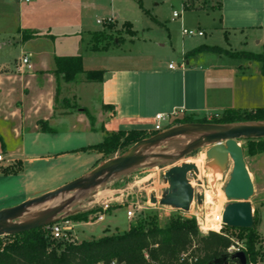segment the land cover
<instances>
[{
	"label": "crops",
	"instance_id": "0c3cea01",
	"mask_svg": "<svg viewBox=\"0 0 264 264\" xmlns=\"http://www.w3.org/2000/svg\"><path fill=\"white\" fill-rule=\"evenodd\" d=\"M40 1L33 0L30 1L31 3H27L28 5H24L17 0L13 2L0 0V50L10 46H17L20 49L19 58L13 62L4 59V57L0 58V80L7 78L18 84V93L22 101L18 113L23 116L16 124L7 121L6 118H0V142L4 146L7 139L6 133L13 135L21 147L26 142L27 132H30V137H34L33 140L29 139L32 143L42 136L52 134L53 141L57 140L63 144L81 143L75 149L53 155L55 165L72 164V162L84 161L88 157L89 160L86 161V165L89 172L94 163L103 155L94 150L93 147L100 145L107 135L119 131L152 132L156 115L165 116L169 123L170 120L174 119L173 113L179 110H182L185 116L195 118L223 113L227 110L250 111L264 108V73L261 72V64L224 54V52L230 54L250 53L253 55L264 53L233 52L229 47L231 30L239 31L241 35L252 30L258 34L253 39L255 44L264 48V0H215L214 2L212 0H195L198 12L207 6L213 8L215 16L211 19L212 25L208 27L214 32L223 34L227 48L216 46L206 40L205 28L201 30L199 24H196V26H191L194 27L191 29L202 31L203 37L197 38H204V42L183 37L187 39L182 41L177 51L173 49L170 42L172 53L167 51V60L161 59L156 54H131L130 52L102 57L104 52L99 51V49L96 51L88 50L83 54L85 48L82 39L79 38L73 44L68 40L72 36L64 33L59 36L66 43L57 52V36L55 34L50 35L49 32L42 35L38 34L34 27V21L31 19L37 14V3ZM210 2L212 4L209 5ZM192 6L194 7V4ZM15 18L19 24L12 28L10 27L11 21ZM181 24L184 27L185 23ZM24 33L36 36L26 40ZM78 35L80 36V34L74 36L78 37ZM49 40L53 42L50 54L44 45L39 50L37 48L41 45L36 46V48L33 46L34 44H48ZM91 40V35H89L88 49L91 46ZM244 44L246 49L247 41ZM48 47L50 48V46ZM162 47L159 46V48ZM199 48H216L221 53L211 50L194 52ZM37 51L42 52L41 56H47L48 61L51 60L53 65L49 64L47 67L41 68ZM24 56L29 57L31 65L29 72L31 73L28 76L20 77L15 72L24 69L21 66V59ZM70 56H81L84 71H102L101 82L88 83L85 81L84 74L77 75L75 80L70 83H65L61 76L56 77L53 74L55 71L54 58ZM97 58H107L109 63L104 66H94ZM170 64L173 65L172 69H169ZM254 64L260 66L254 67ZM37 83H47L50 87L49 92L38 102L31 97V87L32 85L35 87ZM84 93H87V100L86 97L84 98ZM63 100L71 102L70 105L76 107L77 110L58 111L56 113L55 104ZM32 101H35L34 105L29 104ZM103 107L106 108L103 109ZM43 108L46 109V115L42 114ZM82 110L89 113L93 119L92 123ZM51 120H53V126L50 124ZM42 123L46 126L42 127ZM163 123L162 125H166ZM60 134L61 136H59ZM261 141L264 145V140ZM239 145L241 146L240 142ZM243 150L245 162L247 157L252 159L253 168L248 172L253 181L255 201L254 204L250 202V205L252 211L259 210L262 213L264 211V151L259 154L246 155L244 148ZM3 158L4 161L0 163L2 168L0 186L3 185L4 187L0 188L2 190L0 191L1 202L21 197V200H16L18 201L14 204L16 206L69 183L66 182L68 178L62 177V179L59 178L54 181L56 184L53 188L42 193L37 192L33 184L35 180L41 181L42 177L50 179L51 176L58 178V175H27L24 173V166L26 164L31 166L38 162L50 164L52 158L49 156L23 160L5 158L4 156ZM211 177L216 185L219 178ZM75 179L72 178L70 181ZM117 210L104 212L101 214L102 219H97L94 223H70L72 236L74 237L77 232L78 234L82 233L85 227H92L94 224L101 223L106 224L99 229L102 234L95 239L126 231L130 221L127 217L126 227L121 232H117L119 226L114 224L116 218L112 215ZM263 224L264 222L260 220L259 226L262 227ZM74 239L77 238L74 237ZM89 240L91 239L82 241ZM259 264H264V261Z\"/></svg>",
	"mask_w": 264,
	"mask_h": 264
},
{
	"label": "rangeland",
	"instance_id": "374dc122",
	"mask_svg": "<svg viewBox=\"0 0 264 264\" xmlns=\"http://www.w3.org/2000/svg\"><path fill=\"white\" fill-rule=\"evenodd\" d=\"M212 1L214 2L215 0ZM140 3L141 5H138L135 0H41L40 3H37L38 12L36 16H32L31 19L34 21V27L38 34L42 35L49 32L50 35L55 34L57 36V52H59V50L64 47V43H66L63 38L59 36L63 33L72 36L68 40L73 44L79 38L82 39L83 46L85 48L83 54L86 51L91 50L87 47L89 35L93 33H104L108 37L106 40L107 42L105 39L98 41L99 51H103L105 54H103L102 57L122 53L127 54L130 52L131 54H156L161 57V59L165 58V60H167V51L172 53L169 43L171 42L173 49L177 51L178 46L181 45L182 41L187 39L182 37L181 29H191L194 28L191 26H196V24H199L198 26L201 30L202 28H205L206 31L204 33L206 35V40H209L216 46L227 48L224 43L223 34L221 32H214L209 29L210 27H208L212 25L211 19L215 16L213 8L207 6L202 9L201 12H198L197 6L195 5L197 2L195 0H140ZM192 3L194 4V7L192 6ZM210 4H212V2H210L209 5ZM174 13L179 14L180 16L174 18ZM115 15H117V17H115ZM110 18H114V22L111 26L107 25V21ZM97 21H100L101 24H98ZM183 22L185 23L184 27L182 26L183 24H181ZM11 24L12 25H10V27L13 28L14 25L17 27L19 24L17 18L12 20ZM75 34H80V36L78 35V37H75ZM257 35V32L252 30L246 31L243 35H241L239 31L231 30L229 34V47L233 52L248 51L253 53H262L264 52V48L256 45L253 40ZM190 40L204 42L205 39L196 37L190 38ZM246 41L248 44L245 49L244 43ZM51 44L53 45L52 41L48 42V44H34L33 46L36 48V46L41 45L37 48V50H39L44 45L45 48L47 47L49 51L48 53L50 54V50L52 51L53 48V46L51 47ZM48 46H50V48ZM159 46L163 47L159 48ZM41 54L42 52L39 51L38 62L41 68H45L49 64L53 65L51 60L48 61L47 56H41ZM19 55L20 49L17 46H10L0 50V58L4 57V59L12 62L13 60H17ZM23 58L29 59V57L26 56ZM226 61L228 62V60ZM95 62L94 66H104L109 63V59L97 58ZM173 63H176V61H173ZM258 63L260 64V62ZM259 64H254L253 66L259 67ZM29 71L30 70L27 68H24L21 71L15 72V74L20 77L28 76L31 73ZM31 88V97L35 98V101L38 102L41 101L42 98L49 92L50 87L47 83H37L35 87L32 85ZM18 90V84H16L14 80L12 81L7 78H2L0 80V118H6L7 121H12L13 124L18 123L23 117L18 113V110L22 105ZM84 98L86 100L88 99L87 93H84ZM35 101L28 103L30 105H34ZM70 103L65 100L58 102L55 104L54 110L56 113L58 111H76V107H73ZM228 111L241 112L239 110H227L223 113L215 114L219 115V119H221ZM42 114L46 115L45 108H43ZM184 117L187 116H179L176 120H181ZM203 119L206 120L205 117L194 118V120ZM52 121L53 120L50 121V124L53 126ZM174 121L175 120H171L169 123L166 121L163 124H168V127L171 128L174 127ZM263 123L264 122H256L250 124ZM41 126L45 127L46 124L42 123ZM153 128L154 127H152V129ZM5 136L7 138L5 141L6 147L2 145V142H0V155H3L5 158L22 160L25 158H45L48 156L52 158L50 164L38 162L32 164L31 166L27 164L24 166V173L27 175H58V178H53L51 176L50 179L42 177L41 181L35 180L33 182L34 188L40 193L53 188L56 184L54 181L59 178H68L66 182H71L70 180H72V178L75 179L83 175H85L83 177H86L94 168L101 165L103 162L123 156L130 149V147L119 148L109 154L106 153L101 155L100 159L94 163L91 170L88 172V166L86 165V161L89 160L88 157H86L84 161L72 162V164H60V166L55 165L56 163L53 162V155L62 151L75 149L81 143L69 142L63 144V142H59L57 140L53 141L52 134L42 136L32 143L29 139L33 140L34 137H30V132H27V139H25L26 142L21 147L19 145L20 143L14 139L13 135L6 133ZM59 136H61V134ZM187 140V143L179 146L176 145V139H173L161 143L156 147L146 149L142 153L145 160L130 170L113 175L109 178L104 176L100 178L97 185L92 188L63 193L55 198L48 199L41 204L30 206L27 209H34L35 213H43L46 211V204L51 203L56 207L54 211L57 212L53 216L46 219L44 223L68 221L73 224L94 223L104 212H112L119 209L112 215L116 218L114 224L119 226L117 232H121L127 225L125 212L132 210L136 205H139L141 206V210L137 211L135 216L130 219L129 225H132L138 218L151 215L156 218L158 226L164 227L169 223V221L181 215L180 213L183 212L175 211L169 207H161L158 204V200L161 198L163 190L166 188L163 174L175 167H180V165L190 166L188 164L190 161L198 160L200 162L199 170H197L196 173L190 172L187 174V180L189 181L188 185L193 188L194 197L195 195H199L201 199H203V197L205 199V197L209 195L214 200L212 209L209 206L204 209L200 208L202 216H206L207 209L211 214L220 213V206L228 204L222 193V188L227 178H223L215 185L211 176H214L216 179L218 177L215 175H207V173L202 169L204 160L203 163L199 160L198 157L200 153H194L188 157L177 160L180 152L193 140V138L188 137ZM240 143L243 148L247 147V141H240ZM8 154L10 155L9 157ZM155 155H164L170 157L171 159L165 160L153 158ZM251 160V157L246 158V166L248 170L253 168ZM1 170L2 168L0 167V172H2ZM146 177H148V179L143 181ZM0 188H4L3 185H1ZM204 190L205 193L203 196ZM11 200L5 202H1L0 200V211L14 206V204L18 202L16 200H21V197L19 199L13 198ZM152 200L155 203H153ZM254 201L255 200L253 198L250 202L254 204ZM255 205L257 204L255 203ZM51 212L46 214H51ZM80 214L88 215L86 222H73L70 220L71 217ZM252 216V227H255L257 235V241L255 243L256 264H259L264 261V224L262 227L259 226L260 220L264 222V211L262 213L259 210L252 211ZM108 218L109 217L107 216V219ZM21 222L23 221L17 219L13 220L11 223L20 224ZM105 224L106 223L94 224L92 227H85L82 233L78 234L77 232L74 236L77 238L74 242L79 243L82 240H93L97 238L102 234L99 229ZM110 226L112 228L111 224ZM224 233L230 236L233 241L238 242L240 245L245 247V234L237 232L233 229L228 231L224 230ZM70 235L72 236V233H70Z\"/></svg>",
	"mask_w": 264,
	"mask_h": 264
},
{
	"label": "trees",
	"instance_id": "16d2710c",
	"mask_svg": "<svg viewBox=\"0 0 264 264\" xmlns=\"http://www.w3.org/2000/svg\"><path fill=\"white\" fill-rule=\"evenodd\" d=\"M135 1L141 5L140 0ZM35 36L24 33L26 40L35 38ZM91 39L90 49L96 51L98 41L102 39L106 41L108 37L104 33H93ZM201 50L221 53L216 48H199L194 52ZM224 54L247 61L260 62L261 72L264 73V53L253 55L224 52ZM54 64L53 74L56 77L61 76L65 83L73 82L79 74H84L85 81L88 83H99L103 77L102 71H84L81 56L55 57ZM82 112L92 123L93 119L89 113L86 110H82ZM256 122H264V108L241 112L228 111L221 119L211 122L204 119L194 120L193 117L187 116L181 120H175L173 126L189 123L250 124ZM154 135L153 132L145 131H119L107 135L103 142L93 149L102 154H109L119 148H129ZM244 149L246 155H254L262 153L264 145L261 140L247 141V147ZM198 158L203 163L202 153ZM188 164L196 171L200 168L198 160L190 161ZM87 216V214L75 215L70 220L86 222ZM45 228L0 237V264H214L216 260L226 254L227 248L233 242L231 237L224 233V230L232 229L223 227L221 234L208 232L204 235L198 231L194 220L180 216L173 218L166 226L160 227L155 217L146 215L138 218L122 233L106 235L99 239L81 241L80 243L53 241L46 236ZM233 230L245 234L244 248L247 264H256L257 235L255 227ZM183 255H185L184 258Z\"/></svg>",
	"mask_w": 264,
	"mask_h": 264
},
{
	"label": "water",
	"instance_id": "95a60500",
	"mask_svg": "<svg viewBox=\"0 0 264 264\" xmlns=\"http://www.w3.org/2000/svg\"><path fill=\"white\" fill-rule=\"evenodd\" d=\"M180 137H192L193 140L184 147L177 160L194 153L203 152L205 163L202 165V169L207 175L214 173L219 181L227 178L222 188L223 196L228 202L222 213L223 227L230 229L252 228L253 216L250 201L254 198L255 192L253 181L246 166L244 150L239 142L263 140L264 123H189L168 128L161 133L135 143L126 154L103 162L86 177L75 179L54 191L0 211V237L22 234L30 230L50 226L53 223H44V221L12 226H6V224L8 221L15 220L21 212L30 206L41 204L63 193L87 190L96 186L98 180L104 176L109 178L130 170L145 160L142 153L146 149ZM153 158L171 159L164 155H155ZM190 172L196 173V170L191 166L181 165L163 174L166 188L158 200L161 207H169L175 211L187 213L193 198L197 206H201L202 199L199 195L194 197L193 188L188 185L187 174ZM152 202L155 203L153 200ZM214 264H247V258L242 251L232 254L226 253Z\"/></svg>",
	"mask_w": 264,
	"mask_h": 264
},
{
	"label": "built area",
	"instance_id": "2783aa9c",
	"mask_svg": "<svg viewBox=\"0 0 264 264\" xmlns=\"http://www.w3.org/2000/svg\"><path fill=\"white\" fill-rule=\"evenodd\" d=\"M7 1L13 2L14 0H7ZM17 1L21 4H27L31 0H17ZM179 16H180L179 14H176V13L173 14L174 18H177ZM113 22H114V18H110L107 21V25H112ZM97 23L101 24L100 21H97ZM181 35H182V37L194 38V37H203L204 33L202 31H198L195 29L182 28L181 29ZM21 66L30 70L31 65L29 63V59L28 58H22L21 59ZM172 68H173V65L170 64L169 69H172ZM182 115H184V112L182 110H179V111L173 113L172 116L174 117V119H172V120H176V119H178L179 116H182ZM205 118L207 121L210 122L212 120L219 119V115H217V114L207 115ZM154 121H155V125H154L152 132L155 134L161 133L162 131L169 128L168 124L166 126L162 125L163 122L168 121L166 119V117L163 115H156L154 117ZM3 161H4V158L2 155H0V163H2ZM204 193H205V190L203 191V196H204ZM225 206L226 205L220 206L221 207V210L219 213L220 218L218 216H216L215 221H214L215 223L218 224V230L217 231H204L203 230V226H205V224H206L205 216H202V214H201V209L205 208L204 197L202 199V204L200 207L197 206L195 199L193 198V200L189 206V211L185 214L180 213L181 215H179V216L182 218H185V219L194 220L198 231L202 234H207L208 232H214L217 234H221L222 230H223L222 213L224 211ZM139 210H141V206L136 205L134 207V209L126 212V217L129 219L133 218L135 216V213ZM101 219H102L101 216H99L98 220H101ZM45 232H46V236L48 238H50L51 240L56 241V242H59V241L60 242H74V240H75L74 237H72L70 235L71 225L68 221H62V222L54 223L50 226H47L45 228ZM239 251H242L245 253V248L242 245H240L238 242L233 241L232 244L227 248L226 253L232 254V253L239 252ZM182 257L184 258L185 255H183ZM99 264H102V263H99ZM111 264H115V263H111Z\"/></svg>",
	"mask_w": 264,
	"mask_h": 264
},
{
	"label": "bare ground",
	"instance_id": "6f19581e",
	"mask_svg": "<svg viewBox=\"0 0 264 264\" xmlns=\"http://www.w3.org/2000/svg\"><path fill=\"white\" fill-rule=\"evenodd\" d=\"M187 139H188V137L177 138L176 139V145L179 146V145H182L184 143H187L186 142V141H188ZM165 153H167V152H165ZM204 163H205V156H204ZM212 175H215V174L212 173ZM147 179H148V177L144 178L143 181H146ZM213 202H214V200L209 195L206 196L205 199H204L205 208H207V206H209L212 209L213 205H214ZM45 209H46V211L43 212V213H35L34 209H26L23 212H21L16 217L15 220H17V219L19 220L20 219L21 221H23L20 224L31 223V222H35V221H45L46 219H48L49 217L53 216L54 213L57 212V211H54V209H56V207L53 204H51V203L46 204ZM49 211L50 212L53 211V212H51V214L47 215L46 213H50ZM216 216L219 217V212L215 213V214H211L208 211V209H207L206 216H205L206 224H205V226H203V230L204 231H207V230L217 231L218 224L214 222ZM12 221H8L6 226L16 225V224H12L11 223Z\"/></svg>",
	"mask_w": 264,
	"mask_h": 264
}]
</instances>
